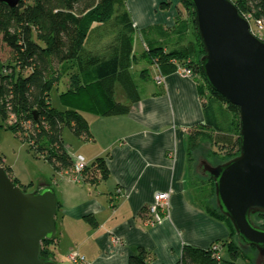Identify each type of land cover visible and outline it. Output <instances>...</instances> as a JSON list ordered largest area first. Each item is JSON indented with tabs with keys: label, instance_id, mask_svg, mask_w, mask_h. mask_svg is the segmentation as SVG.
I'll return each mask as SVG.
<instances>
[{
	"label": "trees",
	"instance_id": "16d2710c",
	"mask_svg": "<svg viewBox=\"0 0 264 264\" xmlns=\"http://www.w3.org/2000/svg\"><path fill=\"white\" fill-rule=\"evenodd\" d=\"M125 1L22 0L14 8L0 2V40L11 53L9 60L0 61V128L19 136L27 143L32 155L47 161L53 171H68L74 164L61 137L64 128H68L73 136L88 140L91 133L82 113L99 116L125 114L129 104L139 98V86L131 70L136 62L133 51L135 32ZM230 1L241 16L264 28V0ZM178 3L185 15L180 17L182 11L177 10L171 28L153 26L140 30L147 35L146 38L141 34L146 45L141 57L160 73L165 68L174 70L177 65H185L201 80V83L198 80V88L204 99L205 122L188 131L189 180L199 190L210 185V191L203 198V209L208 216L227 227L229 236L222 241L221 250L225 248L230 259L224 260L221 254L220 261H217L211 246L201 249L184 245L175 264H236L238 259L252 264L238 246L231 222L216 205L212 178L207 172L199 170L198 174L192 171L199 159L196 161L192 154L197 148L210 147L207 157L214 158L215 164L212 165L238 155V108L207 84L199 67L204 52L194 22L193 7L189 0H178ZM168 4L164 1L160 7L166 8ZM111 20H116L118 25L111 51L104 55L88 51L86 43L93 30ZM156 42L160 44L150 47ZM147 70L139 71V79L148 76ZM65 77L67 88L58 95L62 108L57 109L51 106L50 93L57 90ZM118 87L128 104L118 100ZM207 157L204 155L201 159L207 163ZM0 165L23 190L19 181L11 176V169L3 164L1 155ZM107 176L108 169L102 156L86 164L81 173L84 181L92 184ZM211 198L213 202L209 201ZM143 214L147 219L146 208ZM254 216L264 220L263 213H254L250 216L251 222ZM258 227L264 228V223ZM55 245L56 235L44 239L41 257L55 260ZM152 258L151 252L138 247L129 256L128 264H149Z\"/></svg>",
	"mask_w": 264,
	"mask_h": 264
},
{
	"label": "crops",
	"instance_id": "0c3cea01",
	"mask_svg": "<svg viewBox=\"0 0 264 264\" xmlns=\"http://www.w3.org/2000/svg\"><path fill=\"white\" fill-rule=\"evenodd\" d=\"M164 1H125L136 32L174 25L177 10H181L173 0L169 7L161 8ZM141 41L142 47L145 42ZM133 51H138L135 61L144 60L141 49L136 51L133 45ZM150 66L155 77L158 70ZM178 66L163 69L161 84L153 78L151 86L142 87L138 100L129 104L125 114L82 113L91 138L75 137L80 143L76 155L86 164L104 157L108 176L92 184L82 177L79 182L72 181L68 171H53L50 183L57 199V263H67V255L74 251L84 257L83 264H128L129 256L142 247L152 253L149 264H175L184 245L207 249L213 243L221 246L228 238L227 227L205 213L189 180L188 131L205 122L204 99L197 77L192 71L189 75L178 71ZM64 86L57 89V100ZM120 94L118 100L128 104L123 92ZM58 104L62 108L59 100ZM1 157L11 176L22 184ZM48 187L44 184L39 190ZM160 191L170 192L167 213L149 225L143 209Z\"/></svg>",
	"mask_w": 264,
	"mask_h": 264
},
{
	"label": "water",
	"instance_id": "95a60500",
	"mask_svg": "<svg viewBox=\"0 0 264 264\" xmlns=\"http://www.w3.org/2000/svg\"><path fill=\"white\" fill-rule=\"evenodd\" d=\"M22 0H0L10 8ZM202 43L199 67L207 84L238 108L239 152L204 164L215 202L236 237L264 258V41L230 0H189ZM57 199L51 187L24 192L0 165V264H59L41 257V242L56 235Z\"/></svg>",
	"mask_w": 264,
	"mask_h": 264
},
{
	"label": "rangeland",
	"instance_id": "374dc122",
	"mask_svg": "<svg viewBox=\"0 0 264 264\" xmlns=\"http://www.w3.org/2000/svg\"><path fill=\"white\" fill-rule=\"evenodd\" d=\"M165 1L169 2V4L166 6V7H169L171 5V1L170 0H165ZM173 1L182 11V15L180 14V17H184L185 12L183 8L181 7V5L178 3V0H173ZM115 21L116 20H111L110 22L104 24L103 26L93 30V32L91 33V36L89 37L90 39L88 40V43L86 44V49L88 51H91V52L93 51L94 53H97L100 55L108 54V52L111 51V47L114 45L116 41V36H117V31H118V25L115 23ZM248 21L255 35L258 36L260 39L264 40V28L259 29L252 21L250 20ZM133 29L135 32L134 33L135 35L134 49L136 51L140 49L143 50L144 48H146V45L144 43V45L141 47L140 43H142L141 40L143 39V36L147 38V35L144 32L142 33L136 32L134 25H133ZM93 41L97 42L96 45H95V42ZM157 44H160V43L159 42L153 43L152 45H150V47H156L158 46ZM137 54H138V51L136 53V56ZM10 55H11L10 50L0 40V61L5 62L6 60H9L11 57ZM149 67L151 66L146 62V60H141V59L137 60L135 65L132 67L134 78L136 79L139 85V88H138L139 91L140 90L142 91V87H145L147 85L148 86L152 85V80L154 78V75H153V70L149 69ZM143 68L148 69L147 71L148 76L146 77V80H142V79L139 80L137 74ZM197 79L201 83V80L198 76H197ZM66 80L67 79L65 77V79L61 81V84L57 88L58 90L61 89L62 84L65 85L64 86L65 88H67L66 83H65ZM119 92L121 93V90L118 88L117 90L118 94L116 93L118 99H120V96L122 95ZM50 103L52 107L59 109L56 89L52 90L50 93ZM209 114L211 115L212 112L209 111ZM61 137L64 142V146H65L67 153L72 157L74 161H76L77 159L76 154L78 153V151L76 150V147L79 143L78 140L75 138V136H73V134L70 132L68 128H64L62 130ZM209 148L210 147L207 145L205 147L197 148L195 151L192 152V154L196 157V159L198 157L202 158L204 155L205 157H207V152ZM201 153H204V155L202 156ZM0 155L4 156L5 163L12 167V171L14 175H16L21 180L22 182L21 185L23 186L24 188L23 190H25V192H29V193L35 192L39 190L44 184H48V186L51 187L50 179L53 175V170H52L51 165L47 161L41 158L34 157L32 155V152L28 150V145L26 142L21 140L19 136L15 135L10 130H6L3 127L0 128ZM206 161L207 163H210L211 165L215 164L214 158L212 159L211 157L209 158L207 157ZM196 167L194 165V168L192 171L194 173L199 174L200 169ZM194 189L197 190L200 201L203 204V200H204L203 198L210 191V185H204L201 188V190H199L198 188H194ZM209 201L213 202V198H211ZM262 223H264L263 219H259L254 216L252 224H254L255 226H260ZM235 240L238 246L240 247V249L242 250V252L247 255L248 259L250 260L252 264H260V261L262 264H264V258L258 255V252L255 249L244 244L238 237H235ZM221 254L224 260L230 259L225 248L221 250ZM57 259H59L58 256H57ZM236 264H246V262L242 261L241 259H238L236 261Z\"/></svg>",
	"mask_w": 264,
	"mask_h": 264
},
{
	"label": "built area",
	"instance_id": "2783aa9c",
	"mask_svg": "<svg viewBox=\"0 0 264 264\" xmlns=\"http://www.w3.org/2000/svg\"><path fill=\"white\" fill-rule=\"evenodd\" d=\"M257 27L259 29H262L263 27L261 25L257 24ZM251 32L255 35V33L252 31L250 27ZM173 62H175L173 60ZM177 70L180 72H183L187 75L191 74L190 68L187 66L180 65L177 67ZM154 81L157 85L161 84L163 81V76L161 75L160 71L158 70L157 75L154 77ZM86 166V162L81 156H78L76 161H74V164L70 170H68V173L70 174V178L74 182H79L81 180V173L84 170ZM169 197L170 192L169 191H160L157 192L152 202L147 205V215L148 218L146 219V223L149 225L155 224L160 221V219L166 215L167 213V207L169 204ZM211 249L213 251V256L217 261H220V255H221V246L218 243H214L211 245ZM68 262L71 264H83L84 263V257L77 252H70L67 255Z\"/></svg>",
	"mask_w": 264,
	"mask_h": 264
},
{
	"label": "flooded vegetation",
	"instance_id": "af4514ba",
	"mask_svg": "<svg viewBox=\"0 0 264 264\" xmlns=\"http://www.w3.org/2000/svg\"><path fill=\"white\" fill-rule=\"evenodd\" d=\"M204 164H206V162L204 161V159L202 160L201 158H199L198 159V163H197V168H199L201 170V172H205L204 171ZM260 264H262L261 261H260Z\"/></svg>",
	"mask_w": 264,
	"mask_h": 264
}]
</instances>
